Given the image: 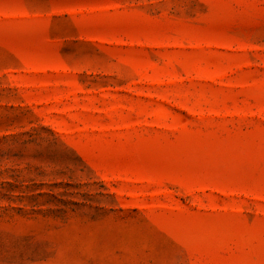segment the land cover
I'll return each instance as SVG.
<instances>
[{"label":"rangeland","instance_id":"374dc122","mask_svg":"<svg viewBox=\"0 0 264 264\" xmlns=\"http://www.w3.org/2000/svg\"><path fill=\"white\" fill-rule=\"evenodd\" d=\"M0 264H264V0H0Z\"/></svg>","mask_w":264,"mask_h":264}]
</instances>
